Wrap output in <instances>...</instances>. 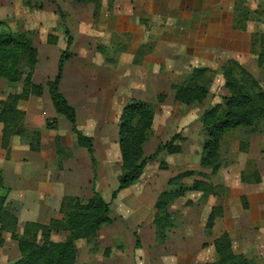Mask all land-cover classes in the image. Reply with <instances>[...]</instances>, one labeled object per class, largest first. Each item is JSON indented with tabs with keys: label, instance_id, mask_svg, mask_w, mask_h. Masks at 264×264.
Here are the masks:
<instances>
[{
	"label": "rangeland",
	"instance_id": "374dc122",
	"mask_svg": "<svg viewBox=\"0 0 264 264\" xmlns=\"http://www.w3.org/2000/svg\"><path fill=\"white\" fill-rule=\"evenodd\" d=\"M58 1L63 0H0V33H5L8 29L26 32L37 48L36 69L34 68L32 74V80L35 74V83L45 84L54 79L56 59L64 49V46L60 47L57 43L54 46L47 42V35L58 38V33H61L60 15L55 6L59 5L62 11L65 9L62 7L64 2ZM65 16L64 13V23ZM46 19L54 25L51 30L44 26ZM62 36L65 39L64 35ZM41 37L45 39V43L41 41ZM259 45L258 41L256 47ZM77 52L72 55L75 61ZM210 69L215 73L200 78L202 84L205 82L209 88L208 95L201 103H178L174 101L171 89L148 100L154 107L155 115L153 132L143 148L144 157L152 154L158 144L168 140L175 133L181 135L182 151L174 154L161 152L156 158L149 160L140 178L131 186L119 191L112 199V191L117 188V177L121 173L117 126L125 99L113 97L111 80L89 74L82 77L83 85L86 82L92 84V90L87 91L99 95V99H77V88L73 83L76 72L71 64L68 66L62 89L72 97L70 102L74 104L72 106L77 112L76 126L84 135L93 139L96 170L91 165L86 149L76 146L75 135L66 120L58 124L56 119L57 130L60 127L61 135L57 130L55 135L59 136L60 143L65 147L64 155H70L66 169H69V177L75 176L72 185L83 195L90 194L93 189L98 191L109 203L112 219V223L100 231L98 251L91 250L90 246L80 240L82 244L76 247V264H87L89 253L95 254L91 257L95 264L100 263L102 259L103 264H207L216 259L212 243L222 233L221 226H215L218 217L212 225H208L210 211L213 207L222 209V203L230 196V185L233 186L238 181L235 174L244 171L251 175L254 169H257L260 176V172H264V129L254 127L247 132L235 130L228 133L221 144V160L217 172L210 175V170L200 167L203 140L200 117L206 109L222 103V97L229 94L219 69ZM245 69L253 76L262 78L260 67ZM99 70L97 68L96 72ZM88 71L90 72V69ZM0 79V98L21 91V83L10 86L4 79ZM179 80H182L180 83L184 82V78ZM243 145H247L245 152L242 151ZM186 171L196 174L183 178L184 186L191 187L194 180L205 181L210 183L218 195L189 189L185 196L171 203L168 211H165L167 218L160 220L156 226L153 220L158 194L166 189L170 178ZM58 218H62L60 212ZM21 230L22 228L18 227V231ZM56 233H60L58 236L61 239L64 237L63 232ZM6 234L8 233H4V243L0 247V264H12L19 257L17 242L10 234Z\"/></svg>",
	"mask_w": 264,
	"mask_h": 264
},
{
	"label": "crops",
	"instance_id": "0c3cea01",
	"mask_svg": "<svg viewBox=\"0 0 264 264\" xmlns=\"http://www.w3.org/2000/svg\"><path fill=\"white\" fill-rule=\"evenodd\" d=\"M58 2H64L65 24L72 36L70 51H78L76 61L72 56L65 62L59 84L73 106L72 97L62 89L70 64L76 72L73 83L77 99H99V95L87 91L92 90V84L83 85L82 77L101 76L111 80L114 98L125 99L122 108L130 100L148 101L163 91H171L172 83L185 80L195 69L216 68L229 59L237 60L244 68L257 66L251 42L253 33L264 31V24L251 21L244 29L235 27V0H100L95 15L90 3ZM262 2L245 0L244 6L255 10ZM55 9L57 12L56 6ZM54 16L57 18L55 13ZM44 26L47 30L54 27L48 19ZM41 41L46 42L42 37ZM56 43L65 46L61 33ZM97 68L100 70L96 72ZM1 82L0 79V94ZM20 107L24 125L37 128L41 134L40 149L31 151L12 138L9 157L0 155V196L21 203L18 227L22 228L25 221L48 224L58 218L63 196L86 199L92 191L87 195L78 193L72 185L75 176L67 175L68 158L56 155V130L47 128L45 121L56 118L60 124L65 119L55 114L48 93L31 96ZM1 129L0 123V135ZM57 131L61 135L60 127ZM239 174L234 175L238 181L230 185V196L222 203V214L216 218L215 226L227 233L235 254L253 264H264V172H260L257 183H243ZM58 234L53 232L51 239L64 238ZM80 242L76 241V247ZM89 255L87 264H95L91 258L95 254ZM103 262L102 259L98 264Z\"/></svg>",
	"mask_w": 264,
	"mask_h": 264
},
{
	"label": "trees",
	"instance_id": "16d2710c",
	"mask_svg": "<svg viewBox=\"0 0 264 264\" xmlns=\"http://www.w3.org/2000/svg\"><path fill=\"white\" fill-rule=\"evenodd\" d=\"M74 1L92 4L93 15L100 7V0ZM244 1L235 0V27L244 29L251 21L264 24V2L255 10H249L244 6ZM57 12L60 15V28L65 37V46L58 57L54 79L45 84L35 83L32 80L38 51L31 37L26 32L10 29L0 33V78L10 86L17 83L22 85L21 91L0 98L2 125L0 155L6 159L9 157L11 141L14 137L31 151L40 149L41 134L37 128H28L24 125V111L20 105L31 96L40 97L46 88L55 114L62 116L68 122L71 132L75 135L76 146L86 149L91 165L96 170L93 139L77 128L76 111L59 89L64 64L73 53L70 51L72 36L63 21L64 12L60 10L59 5ZM258 41L260 45L256 47ZM47 42L55 44L56 36L47 35ZM251 50L257 56V67L261 68L262 80L253 76L237 61L233 59L225 61L217 69L224 78L229 94L222 97V103L206 109L200 117L203 140L199 165L210 170V175L215 174L219 169L221 144L228 133L235 130L247 132L254 127L264 129V33H253ZM212 73H215L213 69L199 68L195 69L186 81L172 83L170 89L173 90L174 101L184 105L201 103L208 95L209 88L205 82L202 84L200 78ZM154 115V107L148 101L130 100L123 106L117 126L121 173L117 177V188L112 191V199L119 191L131 186L140 178L149 160L156 158L161 152L174 154L182 151L181 135L175 133L168 140L158 144L152 154L144 157L143 148L153 132ZM45 126L57 130L56 118L46 120ZM54 146L58 157L63 159L70 157L64 155L65 147L60 143L58 135L54 136ZM243 146L242 151L245 152L247 145ZM195 174L193 171H186L168 180L166 189L156 198V214L153 220L156 226L160 220L167 218L165 211H168L171 203L185 196L189 189L203 194L210 192L213 196L218 195L210 183L205 181L194 180L191 187L184 186L182 179ZM239 178L243 183H257L261 180L257 169H254L251 175L242 171ZM0 185H2L1 178ZM20 209V202L0 196V247L4 243V233H8L17 242L19 252V257L12 264H75L76 241L83 240V244L90 246L91 250L98 251V233L100 229L112 223L109 203L94 189L91 196L86 199L63 196L59 208L62 218H52L48 224L27 221L19 232ZM221 214L222 209L213 207L209 214L208 225H212L214 219ZM53 232H63L64 238L51 239ZM212 245L216 259L207 264H253L252 261L231 250L227 233L215 238Z\"/></svg>",
	"mask_w": 264,
	"mask_h": 264
}]
</instances>
